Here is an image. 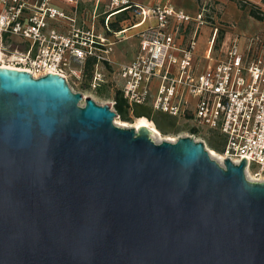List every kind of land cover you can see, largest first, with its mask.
I'll use <instances>...</instances> for the list:
<instances>
[{"label":"water","instance_id":"1","mask_svg":"<svg viewBox=\"0 0 264 264\" xmlns=\"http://www.w3.org/2000/svg\"><path fill=\"white\" fill-rule=\"evenodd\" d=\"M70 87L0 67V264H264L245 159L156 143Z\"/></svg>","mask_w":264,"mask_h":264},{"label":"built area","instance_id":"2","mask_svg":"<svg viewBox=\"0 0 264 264\" xmlns=\"http://www.w3.org/2000/svg\"><path fill=\"white\" fill-rule=\"evenodd\" d=\"M63 1L76 7L81 0ZM211 10L206 3L191 15L169 5L146 7L130 0H109L99 29L95 25L87 29L53 0H0V67L27 71L34 78L57 74L83 82V68L92 58L95 66L88 85L92 92L117 83L131 113L136 105H148L184 121L193 139L200 134L218 137L222 162L229 159L238 165L245 159V171L262 176L264 30L247 34L242 46L241 39L234 38L221 58L198 71L195 53L200 31L213 27L205 56L209 62L222 28L219 22L215 25ZM124 11L130 13L127 22L137 21L107 36L112 18ZM64 23L69 27L65 32L54 27ZM138 26L144 29L138 35L135 60L115 68L113 43Z\"/></svg>","mask_w":264,"mask_h":264},{"label":"crops","instance_id":"3","mask_svg":"<svg viewBox=\"0 0 264 264\" xmlns=\"http://www.w3.org/2000/svg\"><path fill=\"white\" fill-rule=\"evenodd\" d=\"M251 4H255L262 12H264V0H247ZM132 4H137L141 6H153V5H169L173 6L176 9L183 10L191 15H196L202 6L206 3L212 5L211 17L215 20V25H219L221 23L222 28L219 33V37L217 39L214 52L212 53L213 60H208L205 58L208 48L210 47L211 38L213 35V27L205 26L202 28L199 34L198 46L195 53L196 64L198 67V71H203L204 69L210 67L214 64V61L221 58L233 39L239 37L241 39V46L244 44L245 36L247 34H254L260 30H264V20L259 21L255 20V23H250V28L244 30L240 29V22L245 16V11L241 10L238 6V1L236 0H130ZM246 2V1H245ZM53 4L62 9V11H66V13L70 16L76 15L77 20L81 26L89 29L93 25L96 28L100 27L103 19L105 18V14H107L109 0H81L80 3L75 7L69 3H66L63 0H53ZM116 16L112 18L115 19ZM253 19L252 17H249ZM254 20V19H253ZM124 21L123 23H126ZM219 22V23H218ZM122 23V25H123ZM236 24V25H235ZM132 24L124 26L123 28L130 27ZM57 29L65 32L68 30V26L64 24L54 25ZM144 29V26L132 27L129 28L125 32L124 38H128L131 41V44L128 48H126L124 54V59L121 57L117 61L118 58L111 57L114 63L115 68L131 63L135 60L138 51H139V38L138 35L140 31ZM191 31L186 33V40L184 43H187L188 39L191 36ZM123 38V39H124Z\"/></svg>","mask_w":264,"mask_h":264},{"label":"rangeland","instance_id":"4","mask_svg":"<svg viewBox=\"0 0 264 264\" xmlns=\"http://www.w3.org/2000/svg\"><path fill=\"white\" fill-rule=\"evenodd\" d=\"M236 1H242V2L246 1V3H247L246 8H245V16L243 17L242 21L239 24L240 29L242 28L243 32H244V30L250 28L251 22L255 23V20H257V19H254L253 17L252 18L254 20L249 18V17H251L249 14V11L251 10V8H254L255 4H251L247 0H236ZM256 11L264 14V12H262L261 10L256 9ZM121 18L123 19L124 15H122ZM114 20L115 19H113V21ZM136 21L137 20L134 19L132 22L123 23V25L127 26V25H130ZM77 23L79 26H81L79 23V20H77ZM13 40L17 41V42H22L21 39L20 38L17 39V37H15ZM130 45H132V44H131V41L128 40V38H124L121 41L119 40V41L114 42L113 46H112L111 57L118 58L117 61L119 59H121V57H122L123 61H125L124 59H126V58H124V56H125L124 52H125L126 48H128ZM68 84H69V86H71L70 88L72 89L73 92L81 93L84 96V99L82 100L81 105L85 104L86 98H91L98 105H101V106L109 105L112 108V111L115 112L113 101H114L115 92L117 89H119L118 88L119 84L114 83L113 86H111V84H110L108 87L101 88V90H99L97 92H92L85 82H78V81H75L74 79H69ZM136 122H137V120L135 118H133L132 121H123L118 115L114 119L115 125L120 126V127H127V128H131V127L136 128V125H135ZM189 130H190V126L187 125L184 121H177L175 130L170 131L167 135L161 134V132L157 131V133L152 134V139L156 143H161L163 141L174 142V141H177L179 137H189L190 136ZM194 140L204 143L205 148L210 153L211 157L216 159L219 162V164L222 163L218 159V155H219V152H221L223 147H222V145H220V142L218 139L209 138V136H207L205 134H200V135L195 136ZM246 177H247L248 181L250 180V181H254V182H259V181L264 182V175L257 176L254 171L248 170V172H246Z\"/></svg>","mask_w":264,"mask_h":264},{"label":"trees","instance_id":"5","mask_svg":"<svg viewBox=\"0 0 264 264\" xmlns=\"http://www.w3.org/2000/svg\"><path fill=\"white\" fill-rule=\"evenodd\" d=\"M238 3H239L238 4L239 8L245 11L247 3L242 2V1H238ZM255 8L260 10L258 7L254 5V8H251V10L249 11L250 16L259 21H263L264 14L256 11ZM122 15H124L123 19L121 18ZM128 19H130V13L128 11L119 13V15L116 16L115 20L110 23V30L107 31L106 35L110 37L113 32L122 31L123 30L122 23L124 21H127ZM94 66H95V61L94 59L90 58L87 60L83 68V74H84L83 82H85L87 86L90 83ZM114 102H115L114 110L116 114L123 121H132L133 118H135L136 120L147 119L149 122L154 123L157 131L165 135H167L170 131L176 129V122L178 121L177 119L170 117L169 115L161 113V112H155L148 105L147 106L146 105H136L133 107L132 109L133 111L131 113L130 111L131 109L127 101L123 98L122 92L119 89L116 90L115 92ZM210 138H216L220 142V139L218 137H210ZM220 145H222L223 147V144L221 142H220ZM221 152H223V148Z\"/></svg>","mask_w":264,"mask_h":264},{"label":"bare ground","instance_id":"6","mask_svg":"<svg viewBox=\"0 0 264 264\" xmlns=\"http://www.w3.org/2000/svg\"><path fill=\"white\" fill-rule=\"evenodd\" d=\"M135 125H136V129H139L140 127H147L153 132V134L157 133V130L154 128L155 126L153 125V123L149 122L147 119H139L137 120ZM218 159L222 162L219 155H218Z\"/></svg>","mask_w":264,"mask_h":264}]
</instances>
